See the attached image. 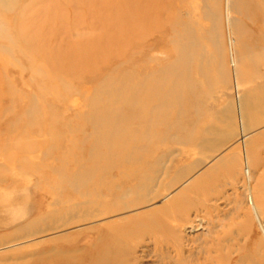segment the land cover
<instances>
[{
    "label": "rangeland",
    "instance_id": "374dc122",
    "mask_svg": "<svg viewBox=\"0 0 264 264\" xmlns=\"http://www.w3.org/2000/svg\"><path fill=\"white\" fill-rule=\"evenodd\" d=\"M196 1L224 3L179 0L187 6ZM137 6V0H6L5 5L0 0V264H264V86L256 72L257 64L264 72L260 9L253 10L252 21L233 13L250 29L243 40L257 44L249 58L242 56L246 142L233 79L230 70L224 77L218 52L211 64L193 65L188 73L202 93L200 116L187 110L184 129H173L166 145H144L138 134L143 123L132 115L139 63L146 58L148 65L163 66L165 58L155 46L160 35L137 28ZM213 24L202 19L204 30ZM217 26L228 60L223 15ZM201 43L213 56V42ZM115 116L125 142L112 151L102 133L106 119ZM178 136L186 140L180 143ZM218 168L228 173L216 174ZM144 173L155 176V198L72 222L73 203L87 198L86 186L102 195L91 208L102 213L143 195L137 193ZM179 173L183 177L176 180ZM116 190L122 198L111 194ZM182 191L188 210L176 218L162 214L165 223L158 224L168 228L161 233L145 230L146 210ZM51 213L71 220L49 229L41 220ZM36 226L42 229L34 233ZM107 231L111 238L104 237ZM116 233H124L123 248L105 260L102 251Z\"/></svg>",
    "mask_w": 264,
    "mask_h": 264
},
{
    "label": "bare ground",
    "instance_id": "6f19581e",
    "mask_svg": "<svg viewBox=\"0 0 264 264\" xmlns=\"http://www.w3.org/2000/svg\"><path fill=\"white\" fill-rule=\"evenodd\" d=\"M3 3L5 5L6 0H3ZM137 3V28L142 32L148 27L153 34L158 33L160 35L159 41L156 42L155 46L157 45L158 53L165 58L163 66H156L153 64L148 65L149 60L146 58L139 63L141 78L139 79L138 86L134 87L136 95L132 98V103L135 105L132 115H134L138 123H143L142 130L138 133L139 140L144 142V145L146 143L160 145L159 142L165 143L166 145L174 136L172 135L173 129H184L185 120L183 119L187 110L192 108L194 109L196 116H200L202 112V93L198 90L192 78L188 76V73L193 65L200 68L204 64L209 65L211 64L210 58H215L216 55L218 58V55L220 54L223 60L220 58L221 63H219V65L220 68H224V77H228V72L230 70L233 79L237 94L236 111L240 137L242 142H246V121L243 114L242 97L240 95L242 70L245 69H242V62L243 57H250L254 48L253 45H250V43H246L243 40L247 35H250V29L243 24L242 18L234 16L233 13H241L242 16L251 21L258 19L263 22L264 6L262 5L264 4V0H224L222 6H216L215 4L208 5L205 1H202L201 4L196 1L194 5L187 6L181 5L179 0H137ZM259 4L261 6H259ZM254 5H256V7H254ZM256 8L260 9V16H258L259 18L257 19L252 17L254 16L253 10ZM219 9L223 10L222 13L220 12L221 14L218 12ZM165 14L167 15L166 17ZM222 15L224 16L227 27L228 60L224 56L225 54L221 53V28L219 29V33L217 26ZM202 19L212 20L214 23L213 26L204 30ZM203 38H208V40L213 42V56H209L207 50L204 51L203 43H201ZM238 46L241 47L244 55H242V53L240 55ZM218 52L219 54H217ZM247 54H249V56ZM212 61H214L213 58ZM227 61L229 67H227ZM147 67L150 68V70H148ZM179 74H186V76L179 80ZM187 98H189L188 101ZM118 120L119 116L108 117L106 122L103 123L104 128H106L102 133L104 143L106 142L108 149L110 148L112 151L116 147L123 145L125 142V140H120L121 138H119L120 135L118 131L119 126L121 125ZM178 138L181 139L180 143L186 140L179 136ZM105 152L108 151L106 150ZM157 165L159 164L157 163ZM156 167L158 166H154V169ZM249 169L250 167L246 166V173L248 170V175L250 177ZM218 172H221V174H227L228 169L218 168L215 173L217 174ZM145 174L147 173L141 175L139 179L141 186L139 185L138 187H141V189H139L140 191L137 193L138 195L141 192H144L143 195L136 196V198L127 201H121L122 205L119 204V208L111 207L105 211H101L102 213L91 209L96 204H99L98 200L95 199H99L102 195L90 192L93 185L90 184L86 186L85 197L87 198H85L83 202L73 203V212L71 213L72 222L92 220L107 213L114 214L121 209L129 210L146 204L157 195L151 188V182L155 179V176L153 177L154 179L152 177L150 178V176L147 178L145 177ZM181 177H183V174L179 173V177L176 178V180H179ZM172 186L174 185L171 184L168 188H171ZM111 192L113 196L118 193L116 199H118V197L122 198L118 190ZM186 198L187 193L182 191L170 202L146 210L145 213L149 214L141 220V223L145 226V230L161 233V231L165 230V227L168 228L166 226L167 224L159 226L158 221L159 223L162 221L165 223L163 215H168V212L173 213L172 216L174 218L178 216V213H185L188 210L185 209L187 204L184 205L181 202H185ZM58 214L59 213H51L50 216L44 218L41 222L47 221V228L52 229L65 225L71 220L67 219V217L63 218V216H57ZM41 229L42 228L37 229L36 226L33 229V232H39ZM111 232L112 231H107L105 233L107 235L104 237L111 238ZM113 237L111 244L107 246L108 248H106L105 251H102L104 259L111 254L119 253L117 248H121L120 245L123 243L122 239L124 233H116ZM109 247H111V249ZM112 249H114V251H112ZM57 261L50 264H70L69 262ZM105 263L107 262L105 261Z\"/></svg>",
    "mask_w": 264,
    "mask_h": 264
},
{
    "label": "crops",
    "instance_id": "0c3cea01",
    "mask_svg": "<svg viewBox=\"0 0 264 264\" xmlns=\"http://www.w3.org/2000/svg\"><path fill=\"white\" fill-rule=\"evenodd\" d=\"M262 26H264V21L262 22ZM261 33H262V46H261V48H262V60H264V30H263V28L261 29ZM253 46H257V44L256 43H254L253 44ZM257 71L256 72H260L261 73V78H262V81H261V83L263 84L262 86H264V72L262 71V70H260V69H258L259 68V65L257 64ZM262 102V101H261ZM261 102H259V103H255V105L253 104V106H259V105H261ZM260 108H264V104H263V107H260Z\"/></svg>",
    "mask_w": 264,
    "mask_h": 264
}]
</instances>
